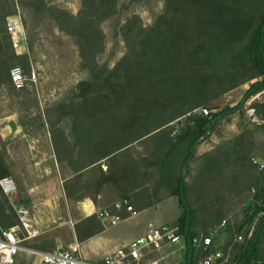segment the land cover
<instances>
[{
	"label": "trees",
	"instance_id": "1",
	"mask_svg": "<svg viewBox=\"0 0 264 264\" xmlns=\"http://www.w3.org/2000/svg\"><path fill=\"white\" fill-rule=\"evenodd\" d=\"M18 1L74 39L87 73L44 109L66 197L96 203L109 187L118 198L108 211L121 219L177 197L182 212L172 223L180 226L188 247L173 260L196 264L207 252L190 241L203 240L225 222L213 246L229 253L225 264H264V163L255 160L264 123L245 124L239 135L202 153L198 149L223 120L245 115V101L264 87V0H163L149 23L131 12L133 0H80L77 12L52 0ZM17 11L16 0H0V88L13 90L11 68L21 65L30 72L31 62L27 52H16L7 29V17ZM106 21L114 44L104 59ZM23 22L28 27L26 17ZM121 41L124 51L117 57ZM33 46L28 35V47ZM247 83L237 104L211 116L201 112ZM254 105L264 119V102ZM8 159L0 136V179L13 175ZM252 189L242 219L233 221L232 204ZM20 223L0 187V229ZM74 228L82 242L106 226L94 212ZM23 245L54 249L46 237Z\"/></svg>",
	"mask_w": 264,
	"mask_h": 264
},
{
	"label": "rangeland",
	"instance_id": "2",
	"mask_svg": "<svg viewBox=\"0 0 264 264\" xmlns=\"http://www.w3.org/2000/svg\"><path fill=\"white\" fill-rule=\"evenodd\" d=\"M52 1L74 12H77L80 6V0ZM132 2L131 12L138 13L146 23L151 22L153 15L163 7V0H133ZM19 6L23 19L26 17L28 21V27L25 28L27 45L28 35L34 41L33 48L28 47L27 53L31 62L30 72L26 73H30L31 76L32 70H35L36 80L29 81L23 89H18L15 86L17 91L9 87L0 88V136L6 143L8 162L13 172L11 176L17 182L19 199L24 198V202L31 206L35 201L44 199L45 193L42 190H45L47 186L57 189L56 186L60 182L49 127L43 122L44 109L54 101L64 98L70 89L87 77V73L80 67L78 48L71 36L60 32L52 20H47L44 16L41 18L39 15L33 16L21 4ZM103 28L107 40L105 59L113 48L114 40L111 22L106 21ZM123 51L124 46L121 41L116 47V56L122 55ZM249 86L250 83H247L228 92L215 102L216 108L211 106L208 108L214 112L228 105L237 104ZM11 121L15 123L17 130H11L9 126ZM250 123L252 122L246 114L235 113L231 120H223L213 130L210 140L200 143L199 152L202 153L213 148L224 139L239 135L244 125ZM257 138L256 154L258 155L255 160L262 164L264 163V134L258 133ZM36 185L39 187L30 193V188ZM109 190L116 196L110 188ZM253 194L254 189L246 191L241 199L232 204L229 215L233 221L238 222L242 219L243 204L250 200ZM117 198L116 196L114 199H110L102 210H109L110 205ZM69 203L73 207L78 204V202L73 203L70 200ZM48 207L49 210L52 208ZM181 212L177 197H170L160 207L153 206L134 213L132 218L120 219L117 224H107V235L109 233L118 234L119 236H115L117 237L115 241L122 243L124 239L138 235L150 220L156 226L165 222L172 223ZM44 226H47L48 229L28 240L29 243H34L35 239L39 237H46L54 248H70L76 243L74 224H44ZM32 249L35 250L30 255L22 252L18 258V264H43L41 252L44 251L34 247Z\"/></svg>",
	"mask_w": 264,
	"mask_h": 264
},
{
	"label": "built area",
	"instance_id": "3",
	"mask_svg": "<svg viewBox=\"0 0 264 264\" xmlns=\"http://www.w3.org/2000/svg\"><path fill=\"white\" fill-rule=\"evenodd\" d=\"M17 13L7 17V29L12 38V44L17 53L28 51L27 34L24 26L21 9L16 0ZM11 77L18 89H23L29 81L36 80V72L27 74L21 65L11 68ZM258 79H262V76ZM255 102H264V87L252 94L244 103L247 118L253 123H264L256 110ZM205 115L211 116L213 110L206 106L200 108ZM263 165V163L261 164ZM0 187L10 197L21 225H14L7 229H0V264H18L17 256L23 249V241L35 238L39 234L33 220L30 208L19 199V189L16 180L11 177H2ZM120 204L117 203V206ZM132 211V206L127 207ZM136 213V212H133ZM263 214V212L261 213ZM260 214V215H261ZM102 218H108L111 224H116L120 216L111 215L108 210L99 212ZM225 222L220 224L210 235L203 240L194 237L191 246L200 248L207 252L201 256L196 264H225L230 255L222 249H214V237L218 229L224 227ZM256 222L251 225L247 236H252ZM24 234L23 236L21 235ZM239 240L244 238L243 234L237 236ZM188 247L186 237L181 233L177 224L166 223L162 225L149 224L146 231L127 244L117 247L100 260L86 258L78 243L70 248L57 247L49 251L41 252L43 264H181L177 259Z\"/></svg>",
	"mask_w": 264,
	"mask_h": 264
},
{
	"label": "crops",
	"instance_id": "4",
	"mask_svg": "<svg viewBox=\"0 0 264 264\" xmlns=\"http://www.w3.org/2000/svg\"><path fill=\"white\" fill-rule=\"evenodd\" d=\"M55 161L58 167V178L60 179L59 184L56 186L57 189L52 188V186H47L45 190H42L44 191L43 193H45L43 196L44 199L42 201H35L31 206L21 200L24 204H26L30 208L33 216L34 224L36 228L39 230V233H44L48 229L47 226H44V224H60V225L68 224V223L75 224V222L82 217L88 216L100 210L102 211V209L105 208L104 206L107 204V202H109L110 199H114L116 197L114 194H112L109 188L105 187L101 192V194L99 195L96 203L91 198L87 197L79 201L78 204L75 205L74 207L71 206L63 189V179L59 171V165L56 156H55ZM36 187H39V185H36L35 187H31L29 192L33 193L34 191H36L35 190ZM163 203L164 201L160 202L156 206L160 207ZM48 206H51L52 208H50L49 210ZM132 215L128 218H132ZM103 220L106 226L103 232L94 235L82 242H79L77 240V237L75 236L76 243L79 244L82 254L90 260L102 259L104 256L115 250L117 247L129 243L139 235L143 234L146 231L149 224L154 223L152 222V220H150L147 223L148 225L145 228H143L138 235L126 238L121 243L115 241V238H117L115 236H119L118 234L109 233V235H107L108 234L107 224H111V223L109 222L108 218H103ZM54 221L57 222L54 223ZM166 223L167 222L162 224H166ZM33 250L35 249L23 245V249L19 252L17 256V263H18V258L22 254V252L30 255L34 253Z\"/></svg>",
	"mask_w": 264,
	"mask_h": 264
},
{
	"label": "water",
	"instance_id": "5",
	"mask_svg": "<svg viewBox=\"0 0 264 264\" xmlns=\"http://www.w3.org/2000/svg\"><path fill=\"white\" fill-rule=\"evenodd\" d=\"M9 126H10L12 131L17 130V127H16V125H15V123L13 121L10 122Z\"/></svg>",
	"mask_w": 264,
	"mask_h": 264
},
{
	"label": "bare ground",
	"instance_id": "6",
	"mask_svg": "<svg viewBox=\"0 0 264 264\" xmlns=\"http://www.w3.org/2000/svg\"><path fill=\"white\" fill-rule=\"evenodd\" d=\"M88 208V207H87Z\"/></svg>",
	"mask_w": 264,
	"mask_h": 264
}]
</instances>
